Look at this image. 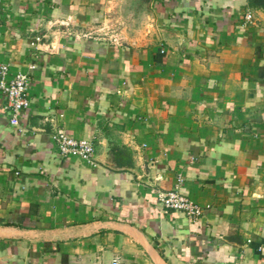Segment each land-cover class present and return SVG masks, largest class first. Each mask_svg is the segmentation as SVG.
Wrapping results in <instances>:
<instances>
[{
    "label": "crops",
    "instance_id": "0c3cea01",
    "mask_svg": "<svg viewBox=\"0 0 264 264\" xmlns=\"http://www.w3.org/2000/svg\"><path fill=\"white\" fill-rule=\"evenodd\" d=\"M113 11L122 42L92 32ZM3 62L31 80L21 129L0 92V264H264V9L0 0ZM179 177L197 220L158 201Z\"/></svg>",
    "mask_w": 264,
    "mask_h": 264
},
{
    "label": "built area",
    "instance_id": "2783aa9c",
    "mask_svg": "<svg viewBox=\"0 0 264 264\" xmlns=\"http://www.w3.org/2000/svg\"><path fill=\"white\" fill-rule=\"evenodd\" d=\"M253 18L252 12L246 15L249 21ZM30 80L31 77L27 72L12 73L8 63H0V92L5 99L4 111L8 115L10 124L17 129L22 128V113L30 106L28 96ZM52 139L60 157L70 160L77 159L96 166L95 147L91 140L76 138L63 130L53 133ZM182 182L183 178L179 177L176 189L159 193L158 201L166 209L182 211L190 220H197L202 217L204 210L191 197L179 191V185ZM113 264L118 263L114 261Z\"/></svg>",
    "mask_w": 264,
    "mask_h": 264
},
{
    "label": "rangeland",
    "instance_id": "374dc122",
    "mask_svg": "<svg viewBox=\"0 0 264 264\" xmlns=\"http://www.w3.org/2000/svg\"><path fill=\"white\" fill-rule=\"evenodd\" d=\"M114 12V11H113ZM112 15V18L108 17V21H98L94 25H96V28L93 29V34L101 37L110 39L113 41H124L125 37L122 35L125 33H133L134 31L130 29L131 25H136L137 22L135 21H126L125 19H122V16L117 15L116 12ZM112 19V20H111ZM147 23V22H146ZM141 24V22H140ZM136 29V26L134 30Z\"/></svg>",
    "mask_w": 264,
    "mask_h": 264
},
{
    "label": "trees",
    "instance_id": "16d2710c",
    "mask_svg": "<svg viewBox=\"0 0 264 264\" xmlns=\"http://www.w3.org/2000/svg\"><path fill=\"white\" fill-rule=\"evenodd\" d=\"M249 5L257 9H264V0H249Z\"/></svg>",
    "mask_w": 264,
    "mask_h": 264
}]
</instances>
